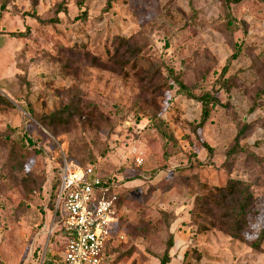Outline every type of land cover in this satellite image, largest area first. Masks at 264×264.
<instances>
[{
  "label": "rangeland",
  "instance_id": "obj_1",
  "mask_svg": "<svg viewBox=\"0 0 264 264\" xmlns=\"http://www.w3.org/2000/svg\"><path fill=\"white\" fill-rule=\"evenodd\" d=\"M59 5L58 22L31 15L53 18ZM117 36L141 48L137 69L115 61ZM162 63L196 95L216 92L223 103L199 128L200 103L175 87L165 91L158 117L173 141L155 128L137 83ZM263 90L260 0H0V91L13 102L0 107V264H61L66 240L55 217L53 168L77 137L91 165L126 183L115 231L127 238L109 250L110 264H159L171 233L169 264H264V242L251 245L264 229V164L244 153L227 161L244 123L250 129L241 144L264 157ZM70 102L83 115L57 134L27 111L28 103L45 114ZM25 135L35 147L20 168L15 155ZM231 178L249 182L255 195L258 213L244 239L201 231L191 216L198 194Z\"/></svg>",
  "mask_w": 264,
  "mask_h": 264
},
{
  "label": "trees",
  "instance_id": "obj_2",
  "mask_svg": "<svg viewBox=\"0 0 264 264\" xmlns=\"http://www.w3.org/2000/svg\"><path fill=\"white\" fill-rule=\"evenodd\" d=\"M10 0H4L6 5ZM225 5L231 6L232 4H241L247 0H222ZM264 2V0H260ZM62 10V6L59 5L56 15L53 18L42 20L35 13L31 15L38 18L43 23L58 22L59 12ZM14 36H23V32L14 33ZM115 48L113 57L117 64L121 66L130 65L132 68H138L139 53L141 48L133 45L130 38L124 36H117L115 38ZM239 49L236 50L232 58L239 56ZM231 61V59L229 60ZM137 83L139 85L143 103L146 108L152 111L154 120H156L155 128L160 131L168 140H174L173 134L167 130L164 120L158 117L159 113V98L163 96V93L168 89L176 88V94L184 96L188 99H195L201 105V120L198 123V127L202 128L208 121L213 108L217 105H223L216 92H206L202 95H196L194 93V87L187 85L182 79V75L176 72L170 67H167L164 63L159 66H152L148 70L142 71L137 75ZM264 93V90H263ZM158 101V102H157ZM0 107H13V102L6 95L0 91ZM257 105L254 106L256 108ZM27 111L42 125L46 126L49 130L55 134L60 129H69L72 127L78 116H82L79 105L75 102L62 104L61 107L55 109L50 113L39 114L32 107L31 103H28ZM250 126L246 123L237 132L233 145L227 151V161L233 156L244 153L253 158L258 164H264V157L251 152L247 147L241 144V141L246 137ZM167 130V131H166ZM77 137V136H76ZM75 138V137H74ZM78 143L72 141L70 148L65 151L66 157L69 161H73L81 167H86L93 163V159L90 158V154L86 157L82 148L86 145V141L82 137L75 138ZM209 155H213V148L206 142L202 143ZM31 147H35V142L28 135L24 136V141L17 143L18 154L15 155V149H12L10 156L13 154L16 156L17 164L20 168L30 155L29 150ZM82 147V148H81ZM35 152H40V149H36ZM98 169V167H97ZM99 170V169H98ZM100 171V170H99ZM109 176L110 174H104ZM60 185V179L55 172V200L54 208L56 206L57 192ZM258 211L255 208V195L252 190V186L249 182L231 178L224 186H216L207 193L198 194L196 196L195 205L191 212V216L194 219H200L198 224L201 231H208L211 229H221L226 231L231 237L235 239H244V232L249 227L250 219L257 215ZM264 242V229H262L251 245L255 248H260ZM174 235L171 233L167 241V246L163 251V254L159 258V264H169L172 260L170 254L171 249L174 247Z\"/></svg>",
  "mask_w": 264,
  "mask_h": 264
},
{
  "label": "built area",
  "instance_id": "obj_3",
  "mask_svg": "<svg viewBox=\"0 0 264 264\" xmlns=\"http://www.w3.org/2000/svg\"><path fill=\"white\" fill-rule=\"evenodd\" d=\"M58 158L53 168L60 179L55 217L66 236L63 264H108L105 251L117 220L120 180L94 165L69 161L63 146ZM136 161L143 164L140 157Z\"/></svg>",
  "mask_w": 264,
  "mask_h": 264
},
{
  "label": "crops",
  "instance_id": "obj_4",
  "mask_svg": "<svg viewBox=\"0 0 264 264\" xmlns=\"http://www.w3.org/2000/svg\"><path fill=\"white\" fill-rule=\"evenodd\" d=\"M120 187L118 189V194L120 192L121 189H124V187L126 186V183L124 181H120ZM119 200V199H118ZM117 206H118V202L116 204V213H117ZM116 222L114 224V228H113V234H112V238L111 240L109 241L108 245H107V248H106V260H107V263L110 264L112 259L111 258V254L109 253V250L112 248V247H116V245L120 242H125L126 241V238H127V235L124 231H115V228H117V222L119 220V217L117 216L116 214ZM63 237L65 238L66 240V236L64 233H62ZM120 237H123L122 239ZM63 258H64V252H63V256H62V259H61V264H63Z\"/></svg>",
  "mask_w": 264,
  "mask_h": 264
}]
</instances>
